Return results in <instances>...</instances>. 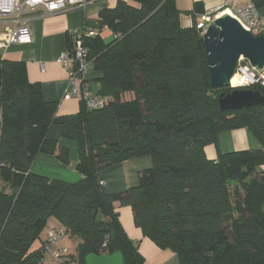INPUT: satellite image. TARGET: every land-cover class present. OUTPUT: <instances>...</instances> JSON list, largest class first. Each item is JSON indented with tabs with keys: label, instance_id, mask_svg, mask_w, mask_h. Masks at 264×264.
I'll use <instances>...</instances> for the list:
<instances>
[{
	"label": "trees",
	"instance_id": "16d2710c",
	"mask_svg": "<svg viewBox=\"0 0 264 264\" xmlns=\"http://www.w3.org/2000/svg\"><path fill=\"white\" fill-rule=\"evenodd\" d=\"M253 3L263 11L264 0ZM180 14L176 0H120L103 10L115 38L84 43L103 73L106 104L75 114L57 115L25 65L0 51V264H48L45 241L33 244L51 216L80 240L77 257L61 264L114 252L125 264H146L115 203L131 206L144 235L180 264H264V104L221 110L219 95L232 89L211 86L203 35ZM52 124L77 143L80 181L31 171L39 153L70 163L69 148L47 136ZM239 128L262 148L207 156L218 133ZM145 155L152 165L138 185L104 190L101 169Z\"/></svg>",
	"mask_w": 264,
	"mask_h": 264
},
{
	"label": "crops",
	"instance_id": "0c3cea01",
	"mask_svg": "<svg viewBox=\"0 0 264 264\" xmlns=\"http://www.w3.org/2000/svg\"><path fill=\"white\" fill-rule=\"evenodd\" d=\"M119 1L87 0L85 5L50 14H43V11L38 9L29 21L31 41L25 44H14L5 50H0L5 58L20 61L25 65L27 79L32 83L41 84L43 98L46 101L58 103L57 115L78 113L84 104L80 97L67 96L69 74L60 63V56L68 50L70 38H74V33L77 31L92 29L96 32L95 36H99L106 42L112 41L115 34L104 24L100 14L105 9L114 8ZM236 2L238 6H247L253 3V0H236ZM176 4L181 11L182 25L191 27L201 15L217 12L223 0H176ZM196 5L204 12H197ZM262 10L261 23L264 29V8ZM4 30L5 24L0 21V32ZM102 76L103 73L96 70L94 63H91L81 78V85L87 84L93 92L100 94ZM127 96L131 97V95ZM47 136L69 148L70 163L64 164L52 154L39 153L31 171L50 179L66 182L80 181L83 175L77 169L79 156L76 141L65 138L59 124H52ZM260 148L262 144L248 128H239L218 133L216 143L206 146L205 150L209 158L215 159L220 154ZM151 165L152 159L148 155L133 157L101 169L98 176L107 193L124 191L138 185L140 172ZM115 207L119 212L124 230L130 239L138 244L146 259V264H180L176 252L159 247L144 235L135 222L131 206L115 203ZM59 226L63 225L53 216L49 217L46 226L41 231L40 243L45 241L48 229Z\"/></svg>",
	"mask_w": 264,
	"mask_h": 264
},
{
	"label": "built area",
	"instance_id": "2783aa9c",
	"mask_svg": "<svg viewBox=\"0 0 264 264\" xmlns=\"http://www.w3.org/2000/svg\"><path fill=\"white\" fill-rule=\"evenodd\" d=\"M87 0H0V21L4 22L5 30L0 32V50H5L14 44H25L31 41L29 21L38 9L43 14L58 11H66L71 8L85 5ZM229 13L238 19L242 25L255 34L263 33L261 12L254 3L247 6H238L236 0H223L221 8L215 13H205L196 19V27L203 35L208 24L223 13ZM92 29L77 31L74 33L73 50L65 51L59 58L69 74L68 97H80L84 105L89 109L104 107L106 99L99 93H95L87 84L81 85L84 76L92 61L88 59L89 49L84 43V37L95 36ZM231 89L261 87L264 89V71H259L250 61L243 56L238 59L229 85ZM68 236L67 230L62 227L59 230L51 229L44 242V260L48 264L68 254L64 246L58 242Z\"/></svg>",
	"mask_w": 264,
	"mask_h": 264
},
{
	"label": "water",
	"instance_id": "95a60500",
	"mask_svg": "<svg viewBox=\"0 0 264 264\" xmlns=\"http://www.w3.org/2000/svg\"><path fill=\"white\" fill-rule=\"evenodd\" d=\"M212 87H228L238 59L244 57L264 71V34H255L229 13L214 18L203 34ZM221 110H240L264 104V92L235 88L218 97ZM85 264H125L120 252L89 254Z\"/></svg>",
	"mask_w": 264,
	"mask_h": 264
},
{
	"label": "rangeland",
	"instance_id": "374dc122",
	"mask_svg": "<svg viewBox=\"0 0 264 264\" xmlns=\"http://www.w3.org/2000/svg\"><path fill=\"white\" fill-rule=\"evenodd\" d=\"M129 98V97H127ZM55 218V217H54ZM48 222V221H47ZM63 226H59V227H51L50 229H48L47 233H46V236L47 234L50 232V230L53 228L55 230H59L61 229ZM40 240L41 239H38L34 244H33V248H37L39 247L40 245ZM79 239L76 238V237H71V236H66L64 238H62L59 242H58V245L59 246H64L67 248L68 250V254L65 255V258H76L77 255H78V246H79ZM64 258V257H63ZM62 262V259H58V260H55L53 261V264H61Z\"/></svg>",
	"mask_w": 264,
	"mask_h": 264
}]
</instances>
